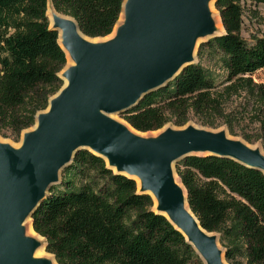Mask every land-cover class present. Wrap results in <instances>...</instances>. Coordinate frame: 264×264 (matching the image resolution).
<instances>
[{"label":"trees","instance_id":"obj_1","mask_svg":"<svg viewBox=\"0 0 264 264\" xmlns=\"http://www.w3.org/2000/svg\"><path fill=\"white\" fill-rule=\"evenodd\" d=\"M122 1L0 0L1 136L16 141L63 86L58 74L67 60L49 27L48 3L96 39L110 33ZM241 1L264 5V0H214L223 32L197 48V58L202 46L222 55L226 75L220 89L192 63L118 115L136 130H153L167 121V112L183 116L188 110L217 109L244 91L260 111L264 131V83L251 79L264 67V35H252L251 42L240 36ZM174 172L199 225L219 234L226 262L264 264V175L233 159L204 154L177 160ZM59 175L30 216L56 264H202L182 235L151 210L149 195L101 157L79 149Z\"/></svg>","mask_w":264,"mask_h":264},{"label":"water","instance_id":"obj_2","mask_svg":"<svg viewBox=\"0 0 264 264\" xmlns=\"http://www.w3.org/2000/svg\"><path fill=\"white\" fill-rule=\"evenodd\" d=\"M208 1L123 0V24L98 44L85 41L81 36L93 37L80 35L74 20L53 17L49 27L56 35L61 29L73 65L58 74L67 84L36 113V127L23 133L19 148L0 143V264H49L33 257L38 243L21 238V224L29 219L31 226V213L79 149L106 159L114 173L136 176L137 190L155 198L151 210L182 235L202 264H224L217 238L199 225L185 189L173 178L174 163L188 155H214L264 175V156L222 133L190 127L145 140L109 118L164 86L193 63L199 41L220 34H214Z\"/></svg>","mask_w":264,"mask_h":264},{"label":"rangeland","instance_id":"obj_3","mask_svg":"<svg viewBox=\"0 0 264 264\" xmlns=\"http://www.w3.org/2000/svg\"><path fill=\"white\" fill-rule=\"evenodd\" d=\"M241 5L243 13L242 25L240 28V36L245 41L251 42L252 35H264V5H255L253 3H250L249 1H241ZM50 6L51 4L48 3L47 9H50L53 14H59L56 13L52 6ZM211 7L218 14L214 6ZM209 12L210 11L208 10V13ZM47 18L49 26H51L52 24L50 23L48 15ZM123 21L124 15L120 13V16L112 27L110 33L105 36H102V40L100 42H105L112 39L115 35L116 29L123 24ZM222 32L223 29L216 28L214 34ZM201 42H205V39L199 41L198 45ZM197 48L198 46L195 50V58L193 60V63L198 62L199 65L205 71L207 77L212 80L213 88L215 90L220 89L224 83V78L226 75V71L221 61L222 55L219 52H208L207 48L205 46H202L199 58H197ZM65 65L66 63L64 64L60 72L65 69V67H68ZM251 79L255 83H264V67L252 73ZM166 114L167 121L162 126L157 129L147 131H139L132 128L118 114H112L109 116V118L126 127V129L133 135L145 140L154 139L166 130L180 131L190 127L197 130H203L209 133H222L224 137H227H225L226 139L231 141H238L250 149L258 150L259 153L264 156V131L260 123V111H258L257 108L254 106V102L252 101L251 97L244 91H241L236 96L232 95L229 99L224 100L220 103L217 109H205L200 112L188 110L183 116L182 113L179 114L167 112ZM31 130L32 126L21 131L16 141H13L10 138L1 135L0 139L9 147L16 149L19 148L21 144L23 133L30 132ZM173 176L176 177V180L178 182L175 172L173 173ZM21 229V238H28L38 243V246L35 248L34 251L38 252L40 254V257L38 256L39 258H35L47 260L49 264H56L53 255L43 249L44 238L36 234L35 232H26V228L23 223L21 224ZM210 233L211 235H214L217 238L216 246L218 247V249L224 250L221 243L219 242V234L217 232ZM236 256L238 259H240L241 257L239 255ZM241 260L243 259L241 258Z\"/></svg>","mask_w":264,"mask_h":264},{"label":"bare ground","instance_id":"obj_4","mask_svg":"<svg viewBox=\"0 0 264 264\" xmlns=\"http://www.w3.org/2000/svg\"><path fill=\"white\" fill-rule=\"evenodd\" d=\"M211 6H213V4H212V0H209L208 2H207V9L210 11L209 12V18H210V20L212 21V24H213V26H214V28L216 29V28H221L222 29V26H221V23H220V20H219V17H218V14L215 12V10L211 7ZM51 7V6H50ZM57 13V12H56ZM46 14L48 15V17H49V20H50V23L52 24L53 23V17L54 16H58L59 18H61V19H63V20H70V21H72L73 22V19L72 18H70V17H68V16H64V15H60V14H53L52 13V11L50 10V9H47V12H46ZM218 30V29H217ZM57 32H58V45L63 49V51H64V54H65V56H66V60H67V64H66V66H72L73 65V61L71 60V58H70V56H69V53H68V51L65 49V47L63 46V44H62V39H61V29H57ZM77 32L80 34V30L77 28ZM113 34V33H112ZM81 35V34H80ZM79 35V36H80ZM85 41H87V42H89V43H92V44H98V43H100V41L102 40V38H96V39H94V38H86V37H83V36H81ZM104 41V40H103ZM194 52V51H193ZM194 58H195V56L193 57V60H194ZM65 68H67V67H65ZM61 74V73H60ZM63 81V86H65L66 84H67V81L65 80V79H63L62 80ZM48 109V108H47ZM35 127H36V125H35ZM126 128V127H125ZM33 129V128H32ZM138 133V132H137ZM226 137V136H225ZM227 138V137H226ZM0 143L1 144H5L4 142H2V140L0 139ZM7 145V144H6ZM21 145V144H20ZM13 149V148H12ZM17 149V148H16ZM104 161L106 162V159H104ZM111 169H112V171H115L114 170V167H111ZM132 178L134 179V181L136 182V184H137V187H139V184H140V181H139V179L136 177V176H132ZM173 178H174V180L175 181H177L176 180V177H174L173 176ZM178 178V177H177ZM152 203H153V206L155 205V203H156V201H155V198L152 196ZM153 206H152V208H153ZM184 209L189 213V215H190V212L188 211V208H187V205L186 204H184ZM23 224H24V226H25V228H26V232H28V233H34V231H33V229L31 228V226H30V220L29 219H25V221L23 222ZM27 227H28V231H27ZM218 248V247H217ZM40 257V254L38 253V252H35V251H33V257L35 258V257ZM38 257V258H39ZM221 260L223 261V263L224 264H227L226 262H225V259H224V256H223V254H221Z\"/></svg>","mask_w":264,"mask_h":264}]
</instances>
